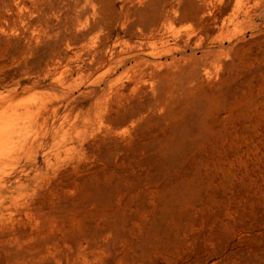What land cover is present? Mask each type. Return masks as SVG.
Wrapping results in <instances>:
<instances>
[{"label":"rangeland","instance_id":"obj_1","mask_svg":"<svg viewBox=\"0 0 264 264\" xmlns=\"http://www.w3.org/2000/svg\"><path fill=\"white\" fill-rule=\"evenodd\" d=\"M132 2L0 0V264H264L262 19L143 51Z\"/></svg>","mask_w":264,"mask_h":264},{"label":"bare ground","instance_id":"obj_2","mask_svg":"<svg viewBox=\"0 0 264 264\" xmlns=\"http://www.w3.org/2000/svg\"><path fill=\"white\" fill-rule=\"evenodd\" d=\"M192 4L197 7L202 14V20L199 16L198 25L206 24L210 27L211 31L219 29L221 32H227L233 34L235 30L232 26L235 25L234 20H229L226 17L228 11H232L236 16L239 14H245L246 16L262 19V25H264V0H239L235 5L232 0H198V3H188L182 0H141L140 3H131L122 8L118 17L115 18L119 22L123 23L128 28L135 25H141L144 28L139 30L141 33V49L145 51L147 47H152L165 39L167 31L170 30L176 20H180L179 15L186 5ZM151 10H155L158 15L156 16L157 23L153 24L148 18V13ZM117 16V15H116ZM141 16V19L139 18ZM207 17V18H206ZM152 24V28L147 24ZM110 22L106 19L100 22V29L109 27ZM149 29V30H147ZM257 32V31H256ZM134 33H130V37H133ZM234 35V34H233ZM124 48L120 55H125V62H128L125 66L124 72L126 74L133 73V70L137 73L140 79H144L148 74V70H152L156 66V62L149 59L147 54L135 53L139 46L137 42L133 40H125ZM227 43V42H226ZM225 48V45H224ZM103 50L110 52V56L116 58L120 55L117 54L116 49L108 46L104 43ZM152 56V54H150ZM114 60V59H113ZM152 78V75L150 76Z\"/></svg>","mask_w":264,"mask_h":264}]
</instances>
